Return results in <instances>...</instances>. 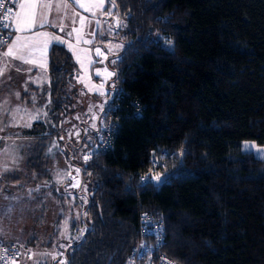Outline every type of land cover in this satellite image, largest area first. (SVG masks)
Masks as SVG:
<instances>
[{
	"label": "trees",
	"instance_id": "trees-1",
	"mask_svg": "<svg viewBox=\"0 0 264 264\" xmlns=\"http://www.w3.org/2000/svg\"><path fill=\"white\" fill-rule=\"evenodd\" d=\"M112 2L124 48L109 63L114 86L102 116L120 92L119 126L113 149L73 160L91 182L82 220L71 223L86 229L65 249L66 261L125 264L142 238L139 213L148 210L161 218L159 233L145 237L154 257L264 264V158L241 148L246 139L264 142V0ZM49 71L50 84L32 90L49 93L51 122L25 130L33 138L26 173L5 174L6 183L52 179L49 149L61 136L77 71L66 47L52 45ZM97 132L82 139L83 150ZM159 148L174 151L170 176L140 185L138 173ZM47 188L62 197L53 182Z\"/></svg>",
	"mask_w": 264,
	"mask_h": 264
},
{
	"label": "rangeland",
	"instance_id": "rangeland-1",
	"mask_svg": "<svg viewBox=\"0 0 264 264\" xmlns=\"http://www.w3.org/2000/svg\"><path fill=\"white\" fill-rule=\"evenodd\" d=\"M123 22L125 24V21ZM111 48L110 46L105 47V52H111ZM80 58L84 61L86 70L74 58L77 71L73 75L74 83L68 87L70 100L67 104L69 112L65 115L64 125L59 132L62 135L60 138L63 140L57 138L50 148L51 151H49V160L52 164L51 181L38 183L29 176L27 178L23 176L19 183H6L4 177L0 179V240L14 241L29 246L33 257L40 258L42 261L46 260V264H52L54 260L51 254L55 250V245L63 243L62 246L65 247L68 242H75L81 238L80 232H84L86 229L84 223L80 224L79 230L72 228L71 223L73 219L78 223L82 220V209L87 203V192L91 180L82 178L81 170L73 164V160L78 163L85 160L86 149L83 150L84 146H81L80 143L87 135L97 132L103 118V110H101L100 105H103L104 109L111 100V87L114 86L112 76L105 79V70L113 73L106 63L105 53L96 58L91 50L87 49L85 52L84 49H81ZM89 60L91 63H88ZM95 61H98V64H95ZM112 61L113 58L110 59L109 63L111 64ZM97 70L100 71V76L96 75ZM12 75L15 76V73ZM85 75L91 84L104 83L105 94L90 92L85 84L78 80V77ZM9 78L8 75V78L0 79V108L8 109V111H0V128L4 129L0 131L4 145H2V150L0 149V169L5 164L12 169L5 174L18 171L25 172L26 150L31 143H27L26 138H24L26 136L24 135L25 130L30 127L23 125L25 123L32 125L40 120L51 122V118L48 117L49 97L46 100L44 94L43 96L39 95L37 99L39 102L41 100L47 101L39 106H37L38 101L35 102V100L33 101L34 105L27 104L22 96L24 93L29 95V89L17 88L18 83L11 84ZM16 93H19V98L15 95ZM30 93L33 94V91ZM5 100L8 101L7 104H4ZM90 106L91 111L89 110ZM17 108L20 109L19 112H15ZM29 110L31 111L28 112ZM37 113L40 114L39 119L30 120V117ZM13 117H15V122ZM245 142L254 143L260 148H264V142L246 139L241 143L242 150L261 157L254 149L251 151L246 149L244 147ZM25 173L23 174L25 175ZM63 181L64 184L59 185ZM51 182L57 186L58 193L62 197H53L51 190L47 188ZM73 185L77 186L73 187ZM69 235H73L71 240L68 238ZM32 237H34L33 241L31 240ZM66 238L69 240L64 241ZM62 254L60 255L61 260L65 259V252Z\"/></svg>",
	"mask_w": 264,
	"mask_h": 264
},
{
	"label": "crops",
	"instance_id": "crops-1",
	"mask_svg": "<svg viewBox=\"0 0 264 264\" xmlns=\"http://www.w3.org/2000/svg\"><path fill=\"white\" fill-rule=\"evenodd\" d=\"M25 2V0H18L16 5L14 6L12 16L9 20L8 25V31L10 34V41L9 44L16 38V36H25V37H33L38 42L42 43L44 40V37H38L36 36L37 33H49L51 36H58L61 38V41H67V43H60L57 41H50L49 42V48H48V61H47V69H41L38 66H32L27 64H21L18 60H9V63L11 64V67L9 70L4 74L2 78H8V75L10 76L9 81L12 83H18L17 88L19 89H29V95H26V93L23 94V100L27 104L34 105L33 101L37 102L39 95L43 96L41 93H37L33 91L34 88H43L50 84L51 77H50V71H49V53L51 50V47L53 44H59L64 47H66L71 53L73 58L77 59V56L73 54V51L68 48V43H71L73 47L76 49L78 54L80 55L81 49L84 50H91L94 57L98 58V55L96 54V49L99 48L102 53L106 54V63L109 66L110 59L113 56L118 55L124 48V43L120 41V39L116 38V31L118 30L119 26H117V18L120 17L115 9V7H112V4L108 3V0H104V6L102 10H96V14L93 15L92 12L86 11L84 8H81L79 4H70L71 5L67 9V14L65 15V12L63 10L56 11L55 8L49 12L48 14V23H45L44 25H41L37 23L31 30L24 31V32H18L16 31V25H15V19H16V13L20 12L21 9L19 8V5L21 3ZM85 3L92 2V0H83ZM95 2H98V0H95ZM111 10V15H108L107 13ZM73 13H77L78 15L75 17V23L73 22ZM79 16H84L86 18V25L83 28V31L81 33L82 39L77 42L76 39V33H73L71 36L68 35L69 32L72 31L73 28H80L79 24ZM63 17V19H61ZM97 21H99V24H97ZM121 21V20H120ZM64 25V30L61 31L60 27L56 25L60 24ZM84 40H89L91 43H84ZM8 44V45H9ZM116 45H121V47L117 48ZM112 47L111 52L107 51L105 52V47ZM8 47V46H7ZM7 50V48H6ZM5 50V51H6ZM4 57L3 55H0V61H3ZM95 64H98V61L94 62ZM20 67L21 71H16V68ZM110 67V66H109ZM32 68V71L29 72L27 69ZM112 70V69H111ZM114 73V70H112ZM12 73H15V76L12 75ZM47 77V80H43L44 77ZM114 75L112 76L113 79ZM42 80V83H35L34 80ZM33 91V94L30 92ZM48 94V95H47ZM44 94L45 99L49 97V101L51 100L49 93ZM110 101V100H109ZM47 102V101H45ZM42 100L37 102V106L42 105ZM49 104V102H48ZM29 110L28 112H30ZM33 111H36L33 109ZM31 120V119H30ZM62 138V135L60 136ZM59 137V140H63ZM26 138L27 143L32 142V137L30 136H24ZM30 138V140H29ZM85 138V137H84ZM57 139V138H56ZM55 139V140H56ZM55 142V141H54ZM4 146V145H3ZM2 150V148H1ZM68 180V179H67ZM66 180V181H67ZM64 184V181L60 183L59 185ZM72 229V228H71ZM72 231V230H71ZM83 232H80L82 235ZM71 236L69 235L68 238L71 240ZM31 240H34V237L31 238ZM69 239H64V241H68ZM3 241V240H2ZM6 242V241H5ZM14 242V241H12ZM63 242V241H62ZM65 243V242H64ZM72 242H68L67 244H71ZM63 243H59L55 245V250L51 254L52 256H56V259L53 260L52 264H55L56 261H59L61 259V256L59 253H64L67 246H62ZM27 248L30 249L29 246L24 245ZM64 248V249H63ZM62 249V250H61ZM59 255V256H58ZM14 264H46V260L42 261L40 258L33 257H27L25 254L19 255L14 261ZM12 262V264H13Z\"/></svg>",
	"mask_w": 264,
	"mask_h": 264
},
{
	"label": "snow or ice",
	"instance_id": "snow-or-ice-1",
	"mask_svg": "<svg viewBox=\"0 0 264 264\" xmlns=\"http://www.w3.org/2000/svg\"><path fill=\"white\" fill-rule=\"evenodd\" d=\"M73 3L79 4L81 8H84L88 12H92L93 15L96 14V10H102L104 6V0H98V2H95V0H92V2L85 3L83 0H73ZM71 5L67 2V0H25V2L21 3L19 5V8L21 9L20 12L16 13V19H15V25H16V31L18 32H24L31 30L37 23L44 25L45 23H48V14L51 12L54 8L56 11L63 10L65 12V15L67 14V9ZM112 7H116L115 3L112 2ZM0 8H4V4L0 2ZM12 9H7L4 15V20H8L9 16L8 13H11ZM108 15H111V10L107 13ZM77 13H73V22L75 23V17L77 16ZM63 19V17L61 18ZM87 21L84 16H79V24L80 28H73L71 32L68 33L69 36H71L73 33H76V39L77 42L82 39L81 33L83 31V28L85 27ZM97 24H99V21H97ZM8 25H4V27H7ZM60 27L61 31L64 30V25L61 23L60 25H56ZM117 26H123L122 22L117 18ZM36 36L38 37H44V40L42 43L38 42L33 37H25V36H16V38L11 42V44L8 45L7 50L2 54L4 57L3 61H0V77H3L4 74L9 70L11 67V64L9 63V60H18L21 62V64H27L32 66H38L41 69L46 70L47 69V61H48V48H49V42L50 41H57L60 43H67V41H61V38L58 36H51L49 33H37ZM84 43H91L89 40H84ZM170 43V42H169ZM4 41L0 40V45H3ZM115 47L119 48L121 45H116ZM68 48L73 51V54L77 56L78 62L81 64L82 68H85L86 65L83 60H81L80 55L76 51V49L73 47L71 43H68ZM86 52V50H85ZM96 54L103 55L101 50L99 48L96 49ZM88 63H91V60L88 61ZM115 63V61H113ZM16 71H21L20 67L16 68ZM27 71L31 72L32 68L27 69ZM106 76L105 79L110 78L111 76L115 75V73L107 72L105 70ZM97 76H100L101 73L99 70L96 72ZM43 80H47V77L45 76ZM78 80L85 84V87L88 88L90 92H97L100 95H104V83H101L99 85L91 84L88 78L85 76L78 77ZM35 83H42V80H34ZM17 98H19V93L15 94ZM50 102V101H49ZM8 101L5 100L4 104H7ZM101 110H103V105H100ZM91 111V106L90 109ZM0 111H8L7 108H0ZM20 109H15V112H19ZM39 113H37L35 116H31L30 119H39ZM44 115H47V113H44ZM13 120L15 122V117H13ZM23 126L25 127H31L30 123H25ZM95 127V125H93ZM3 128H0V131H3ZM3 139V138H0ZM244 147L248 149L249 151L255 150L256 153H258L261 157H264V148L257 147L254 143L245 142ZM51 151V149H49ZM90 157L85 156L84 159L87 161ZM12 169L8 167L7 164H5L2 169H0V179L3 178L5 173L10 172ZM79 171V169H77ZM141 179L145 182H148L150 180H155L157 182H161V174H156L154 176L146 175L144 177H141ZM77 185H73L75 187ZM59 255H63L62 253H59ZM53 259H56V256L54 255L52 257ZM14 264V262H13ZM59 264H68L66 260H61Z\"/></svg>",
	"mask_w": 264,
	"mask_h": 264
},
{
	"label": "built area",
	"instance_id": "built-area-1",
	"mask_svg": "<svg viewBox=\"0 0 264 264\" xmlns=\"http://www.w3.org/2000/svg\"><path fill=\"white\" fill-rule=\"evenodd\" d=\"M18 0H0L4 4V8H0V40L4 41L3 45H0V55H2L10 41V34L8 31L9 20L12 16L14 6ZM70 4L75 5L73 0H67ZM7 9H12L11 13H8L9 19L4 20V15ZM113 90L114 102L110 105L102 118L98 127L97 137L91 141L89 147L85 151V156L90 158L99 153L102 150H110L114 147V135L118 131L119 119L117 112L120 107V100L122 98L120 92ZM0 138H3L0 135ZM3 145V139H0V149ZM174 155V151H170L168 148H159L151 151L149 155L150 166L146 170H142L138 173V182L140 185L148 183H154L155 180L145 182L141 179L146 175L154 176L161 174V177L170 173V167H168V160ZM161 218L151 213L148 210H143L139 213L138 217V231L142 238L134 245L128 257L125 260V264H180L174 259L161 254L154 257V249L151 246V242H148L145 237H151L156 235L160 231L159 222ZM21 254H25L27 257H32V251L26 246L18 242H5L0 240V264H12V262ZM66 260V259H63ZM61 260H59L60 262Z\"/></svg>",
	"mask_w": 264,
	"mask_h": 264
},
{
	"label": "water",
	"instance_id": "water-1",
	"mask_svg": "<svg viewBox=\"0 0 264 264\" xmlns=\"http://www.w3.org/2000/svg\"><path fill=\"white\" fill-rule=\"evenodd\" d=\"M183 158V152H182V154H181V159ZM170 176V173H168L167 175H165V176H163V177H161V182H155V184L156 185H160V184H162L168 177Z\"/></svg>",
	"mask_w": 264,
	"mask_h": 264
}]
</instances>
